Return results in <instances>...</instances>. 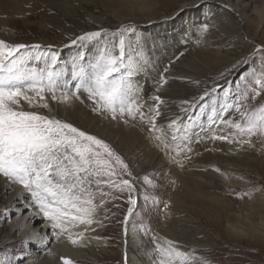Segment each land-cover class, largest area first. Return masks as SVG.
<instances>
[{"label": "snow or ice", "instance_id": "obj_1", "mask_svg": "<svg viewBox=\"0 0 264 264\" xmlns=\"http://www.w3.org/2000/svg\"><path fill=\"white\" fill-rule=\"evenodd\" d=\"M205 3L196 0L183 7L204 9ZM223 9L235 17L241 15L229 4ZM201 14L205 22L199 24V33L218 27L214 23L218 16L210 8ZM105 23L69 36V43L62 47L76 51L67 59L53 44L0 38V176L5 181V195L14 185L19 186L17 196L2 211L23 217L13 225L12 239H0V264H33V244L37 251L56 257L48 248L53 239L89 247L101 239L94 234L104 222L117 218L108 205L119 207L115 202L121 199L127 205L122 219H117L124 243L130 239L137 244L148 264H210L195 248L152 226L153 219L167 223L171 218V199L161 200L155 193L158 178L147 172L142 177L135 174L113 144L74 126L70 111L77 102L101 121L125 125L138 121L169 163L181 170L202 155L195 152V146L204 143L226 144L232 150L230 155L253 152L264 158V43L256 44L207 81H189L195 92L174 103L177 111L166 126H158L168 105L160 94L168 84L167 67L155 81V94L144 99L138 77L153 64L148 55L129 51V34L137 35L136 22L121 21L111 33ZM253 58L260 61L258 69ZM245 65H251L246 74L242 71ZM206 151L221 152L223 148ZM212 170L226 180L233 179V174L219 167ZM235 178L246 187L238 190L225 185L230 197L251 199L264 192V182L257 185L243 176ZM171 184L175 187L176 181ZM36 220L43 222V229L33 225L20 232ZM59 260L73 264L63 255ZM123 264H131L127 251Z\"/></svg>", "mask_w": 264, "mask_h": 264}, {"label": "bare ground", "instance_id": "obj_2", "mask_svg": "<svg viewBox=\"0 0 264 264\" xmlns=\"http://www.w3.org/2000/svg\"><path fill=\"white\" fill-rule=\"evenodd\" d=\"M195 2L196 0H0V28L5 26L3 24L7 9L11 10L13 17L18 16L26 25L30 24L32 16L36 15L35 24L41 27L44 33L39 43L43 44L63 42L66 35L76 32V29H95L93 24L95 21L99 24L106 22L105 26L119 25L121 21L136 22L135 26L140 27L143 33V41L153 64L138 77L143 88L144 99L155 94V81L159 79L166 67L168 69L166 74L168 84L160 93L168 105L164 109L165 118L160 120L159 126H166L167 120L177 111L172 105L178 104L180 99L191 96L195 92L194 83L189 81H205L223 72L240 56L232 55L230 50L223 51L224 45L235 42L238 45L250 46L252 38L259 34L264 41V26H261V19L264 17V0H206L204 9L210 8L213 13L217 14L218 19L214 23H217L218 27L203 35L197 31V28L199 24L205 22L201 14L204 9L183 7ZM224 4L236 7L241 13L240 17H235L223 9ZM90 7L97 8L100 11L99 14L96 16V13L90 11ZM49 28L58 31V35L51 36L47 33ZM0 38L14 42L23 41L1 34ZM60 51L63 58H69L68 55L74 54L76 49L68 48ZM62 115L66 114L62 112ZM70 119L74 126L99 135L117 147L121 153L126 149L130 154H144L149 162H155V164L163 161L169 162L164 153L158 155L153 149L148 148L147 138L144 137L146 128L142 127L143 125L138 121L130 120L131 125L101 121L90 111L89 107L79 102L71 109ZM218 147L223 148V151L214 152L203 149L202 159L194 160L183 170H168L170 180H175L176 186L173 194L166 195L165 199L179 200L180 205L175 204L179 208H173L176 225L181 229L183 222L190 221L186 222L190 227L192 226L194 230L195 228L201 230L200 222L203 218L200 220L199 217H192L190 213L193 211L202 217H207L208 225L216 232L222 231L229 240L262 245L264 244V194L257 195V207L243 203L242 211L238 212L239 205L236 199H231L228 195L222 196L209 189L212 182H217L225 192V185L232 187L242 183L238 179L232 183L227 182L213 170L204 168L200 165L205 160L204 158L214 157V159L223 160L225 157V160L228 158L249 160L243 153L230 155L232 150L226 144L220 143ZM225 171L231 172L228 168ZM18 192L19 186L14 185L12 190L5 195V181L0 176V197H4L0 206L2 213L0 222H3L0 226V239H12L13 225L18 220L23 221V217L2 211L3 205L13 200ZM24 215L27 216L28 213L25 212ZM6 216L10 218L6 219ZM33 225L36 229L44 227L40 220L29 221L27 226L20 229V232L27 231ZM169 233L172 234L171 231ZM200 233L204 234L202 231ZM94 235L102 237L103 228ZM217 236L219 237L220 234ZM119 240L113 244L114 247L110 248V242L102 239L94 240L89 247H75L66 240L57 242L53 239L48 248H52L57 253L56 257L46 255L45 251H37L33 244L32 251L35 253L33 264H62L59 260L61 255L71 259L73 264H123L125 251H127L131 264H143L136 251L132 250L139 252L138 245L130 239L125 245L123 235ZM189 242L197 243L193 240ZM130 243L133 246H130ZM229 256H227L228 259L231 257ZM217 257L214 256L215 259Z\"/></svg>", "mask_w": 264, "mask_h": 264}, {"label": "rangeland", "instance_id": "obj_3", "mask_svg": "<svg viewBox=\"0 0 264 264\" xmlns=\"http://www.w3.org/2000/svg\"><path fill=\"white\" fill-rule=\"evenodd\" d=\"M90 11H93L94 13H96V16L100 12L97 8H93V7H90ZM5 12L7 15L4 18L3 25L5 26L0 28L1 35H4L14 40H23L22 43H39L40 38L41 36H43L44 33L41 27L35 24V22L37 21L36 15L32 16L31 18L32 20L30 21V24L26 25L24 21H22V19L19 18L18 16L13 17L11 15V10L7 9ZM93 24H94L95 29H97L100 25L96 21L93 22ZM119 25L110 24V26H106V27H109L110 33H111V31L116 30L119 27ZM135 27H136L137 35L132 36L131 34H129V39L132 41V47L129 49V51L133 52L134 50L135 52H142L145 55L149 56V51L145 45V42L143 41V33L141 32L140 27L138 26H135ZM95 29H91V30H95ZM76 30H77L76 32L68 33L63 42H57L53 44L57 46V50L60 51V50L68 49V48H63L62 46L67 45L69 43V39H68L69 36L75 37L76 35H80L85 31H90V30H84V29H76ZM47 33H49L51 36H56L58 35L59 32L56 31L55 29L49 28L47 30ZM117 42H118V37H117ZM262 43H264V41L261 38V35L259 34L257 35V37L255 36L252 38V43L250 44V46H244L243 44L238 45L235 42H231L230 44L224 45L222 49L223 51L230 50V52H232V55H237V54L240 55L237 58L239 59L242 54H246L250 52L252 50V47H254L256 44H262ZM71 55L73 54L68 55V57H70ZM253 59L258 69L260 61L259 59H256V58H253ZM250 66L251 65H245L242 71L246 74ZM234 79H238V75L234 77ZM130 123L131 122L129 121L128 124L131 125ZM128 127L132 128V126H128ZM142 127L145 128L144 125ZM90 134H94V133L90 132ZM144 137L145 139L147 138L146 142H147L148 148L150 147V149H153L154 152L157 153L158 155H161L163 153L162 151L158 150L154 139L152 138V136L149 135L147 131H145ZM176 143H181V141L178 140ZM219 144L220 142H216L214 144L204 143V144L195 146V152L202 153L203 155V149L206 150V148L207 149L219 148L218 147ZM241 153L245 154L246 158L249 160L246 161V159L244 158H240V159L237 158L234 160L232 158H228V160H225V157L223 158V160L221 159L217 160V159H214V157L213 158L208 157V159L204 158L205 160L200 165L210 170H212L213 166L219 167L221 171L223 172H226L225 169L227 168L230 169L231 171L230 173L233 174V179L231 180L225 179L227 182H230V183L235 181L236 179L235 177H239V176H243L245 180L251 181L257 185H259L261 182H264V158H261L258 153H253V152H241ZM121 154L124 157H126L127 162L131 164V167L135 174L140 175L142 177L145 174V172H147L150 176H155L156 178H158L159 182H158L157 188L155 189V193L161 198V200L165 199L166 195L171 194V193L173 194V192L175 191V187H173L171 184L170 176L168 175L170 173L168 170H174V169L181 170L179 167H177L176 165L170 164L169 162H164V161L159 162L158 164H155V162L153 163L149 162V160L147 159V157L144 156V154L142 155L141 154H130L129 151H127L126 149ZM202 155H200L196 159H202L203 158ZM227 162L229 164H227ZM162 173L167 174V175H162ZM232 187H235L239 190L242 187H246V186L240 184V185H234ZM209 189L211 191L221 194L222 196L226 195V192L224 191V189L217 182L216 183L212 182L211 185L209 186ZM148 191L149 192L153 191L151 186H148ZM259 193L264 194V192H259ZM258 194L254 195L251 199L249 198L238 199L236 196H233V197L231 196V199L232 198L236 199L237 204L239 205L237 207V211L239 212V211H242L243 203H247L251 206L257 207L258 205L257 195ZM188 200L189 199H187V201ZM3 201H4V197H0V206ZM171 201H172V204H174L173 205L174 209L175 207H177L175 206V204L180 205V203L178 202L179 200L177 199L173 198L171 199ZM115 203L118 204L119 207H113V205L109 204L108 208L117 213V218H112L104 222L103 235L101 237L102 240H107L110 242L111 244L110 248L114 247L113 244H116L117 242H119L120 237L123 235L122 225L117 222V219H122L123 214L127 208V205L123 199L118 200ZM140 203L143 204L142 199ZM173 208H172V211L174 212ZM190 214L192 215V217H199L200 220L203 218L200 222L201 230L198 228L197 229L195 228L196 230L195 231L192 226L190 227V225L186 223L190 221L183 222L181 224V229H180V227L176 225V222H175L176 217L174 215L171 216V218L167 221V223L158 222L157 219H153L152 226L154 228H158L162 235H166L167 237L171 236L169 238H177L182 243H184L188 248H195L197 250L196 254L201 255V256L202 255L206 256V258L210 261V264H221V263L222 264H264V244L261 245L259 243L256 244L254 242L246 243L244 241L229 240L227 239V237L222 231H217L220 234V236L218 237L217 235L219 234H217V232L213 230L210 225H208L209 222L206 221L207 217H202L199 215V213L193 212V211ZM1 216H2V213L0 211V217ZM2 225H3V222H0V226ZM167 231L169 232L171 231L172 234H170L169 232L167 233ZM201 231L204 232V234H201L200 233ZM188 239L189 241L193 240L197 243H191L188 241ZM184 241H187V242H184ZM129 245L133 246L132 243H130ZM132 250L136 251L137 256L140 257V260L143 264H148V257L144 255V252L142 249H139V252L134 249ZM210 253L212 255H210ZM227 253L228 255L231 256V257L229 256L230 259H228ZM216 255H218L219 258ZM211 256H212V259H211ZM214 256L217 258L215 259ZM225 257L227 259H225ZM231 258L233 259L231 260ZM237 260L238 262H236Z\"/></svg>", "mask_w": 264, "mask_h": 264}]
</instances>
